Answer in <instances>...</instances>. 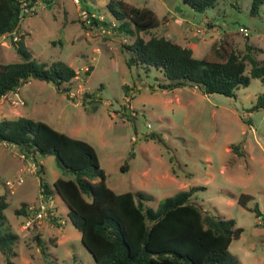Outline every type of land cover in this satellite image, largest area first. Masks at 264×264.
<instances>
[{
    "label": "rangeland",
    "instance_id": "1",
    "mask_svg": "<svg viewBox=\"0 0 264 264\" xmlns=\"http://www.w3.org/2000/svg\"><path fill=\"white\" fill-rule=\"evenodd\" d=\"M126 1L153 2L160 18L153 33L192 46L196 57H212L221 35L234 33L235 51L249 45L252 56L264 61V3L252 14V0H217L202 11L182 0ZM83 9L104 14L106 24L88 25ZM28 10L14 34L21 35L37 61L62 59L77 73L59 87L31 77L0 99V119L25 115L88 141L107 186L118 193L144 192L143 206L156 208L164 197L196 186V204L234 218L243 228L229 245L239 264H264V105L253 107L264 93V81L250 76L232 96L205 93L190 83L162 88L158 84L170 79L159 69L126 63L130 52L123 43L132 37L113 28L106 0H37ZM11 38L0 36V62L21 60ZM245 73L250 74V63ZM59 176L75 178L52 154L26 153L0 142V194L8 202L6 222L18 234L15 264H94L58 193L47 202L55 206L54 219L49 215L38 226L25 228V215L15 211L22 201L38 202L40 181L52 186ZM18 177L22 182H15ZM7 181L13 182L12 190ZM241 192L253 196L247 206L237 201ZM254 205L257 211L249 208ZM0 264H8L1 252Z\"/></svg>",
    "mask_w": 264,
    "mask_h": 264
},
{
    "label": "trees",
    "instance_id": "2",
    "mask_svg": "<svg viewBox=\"0 0 264 264\" xmlns=\"http://www.w3.org/2000/svg\"><path fill=\"white\" fill-rule=\"evenodd\" d=\"M36 1L0 0V36H12L11 41L21 57L18 61L0 62V96L31 77L59 87L71 83L76 76L77 70L65 60L39 62L32 57L21 35L13 38L25 15L24 6L31 8ZM182 1L202 11L217 0ZM262 3L264 0H252L251 13H257ZM106 6L116 22L113 28L132 37L130 42L123 43L130 52L126 63L159 69L170 79L158 84L162 88L190 83L205 93L232 96L237 87L248 84L250 76L264 81V61L252 56L249 45L244 52L235 51L231 43L234 33L221 35L212 45V57L208 54L196 57L192 46L153 33L152 28L160 24V18L151 6H138L126 0H106ZM248 63L250 74L245 73ZM85 95L90 96L88 92ZM262 105L264 93L258 96L253 107ZM0 142L12 143L26 153L52 154L59 166L75 174V178H55L52 186L40 181V188L45 196L56 192L65 202L68 217L80 231L81 242L93 256L94 264H239L229 245L240 237L243 228L234 218L206 212L196 204L192 199L196 186L164 197L156 208L143 206L142 199L148 197L144 192L118 193L107 186L91 143L25 115L0 119ZM252 197L248 192H241L237 201L247 206ZM7 204L6 196L0 194V252L8 264H15L12 257L16 255L18 234L6 222ZM27 207L28 202L22 201L15 211L27 215ZM249 208L258 210L257 205ZM37 241L40 243L39 238Z\"/></svg>",
    "mask_w": 264,
    "mask_h": 264
},
{
    "label": "built area",
    "instance_id": "3",
    "mask_svg": "<svg viewBox=\"0 0 264 264\" xmlns=\"http://www.w3.org/2000/svg\"><path fill=\"white\" fill-rule=\"evenodd\" d=\"M74 1L76 3L79 2V0H74ZM28 9H29V7L24 6L23 11L28 12L29 11ZM81 12L83 14V17H86L87 15H89V17L85 18V23H89L88 25L91 26L92 24L96 23V24H100V26H102V24H105L104 23V21H105L104 14L102 15L95 10L88 11L86 9L81 10ZM115 24H116V22L113 19L112 25H115ZM101 30L104 31V27L101 28ZM239 31H241L244 35L248 34V29L245 26H240ZM14 33H17V32H13V34ZM16 38H17V36H16V34H14V39H16ZM13 91H9L6 94L1 95L0 99L10 97L11 93H13ZM24 157H26V155L24 153H21V158L24 159ZM33 166H34V164H33ZM15 182H17V183L22 182V178L18 177L15 180ZM12 184H13V182H9V181L6 182V185L7 186L9 185L11 190H12V188H11ZM40 191L41 192L39 195L38 202H33V203L28 204V207H27L28 214L25 215V221L23 223V226L25 228L32 227L34 225L38 226L49 215L50 216L55 215V209L53 208L55 206H51V205L47 204V202L51 199V195L45 196L43 191L42 190H40Z\"/></svg>",
    "mask_w": 264,
    "mask_h": 264
},
{
    "label": "crops",
    "instance_id": "4",
    "mask_svg": "<svg viewBox=\"0 0 264 264\" xmlns=\"http://www.w3.org/2000/svg\"><path fill=\"white\" fill-rule=\"evenodd\" d=\"M148 5L151 6L153 9H155V5H154L153 2H152V3H149ZM207 24H209V23H207ZM17 33H18V32H17ZM9 36H10V35H9ZM18 36H19V35H18ZM20 86H21V85H20ZM20 86H19V87H20ZM19 87H18L17 89H19Z\"/></svg>",
    "mask_w": 264,
    "mask_h": 264
}]
</instances>
